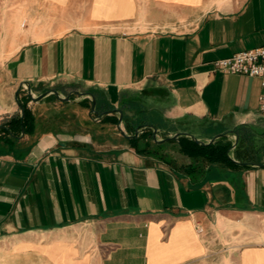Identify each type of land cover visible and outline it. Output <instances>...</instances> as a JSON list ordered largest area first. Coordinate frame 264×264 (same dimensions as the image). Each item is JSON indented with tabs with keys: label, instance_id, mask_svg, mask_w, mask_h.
Segmentation results:
<instances>
[{
	"label": "crops",
	"instance_id": "crops-1",
	"mask_svg": "<svg viewBox=\"0 0 264 264\" xmlns=\"http://www.w3.org/2000/svg\"><path fill=\"white\" fill-rule=\"evenodd\" d=\"M0 4L12 28L0 48V264H264V169L252 166L264 165L262 89L256 76L212 65L264 44V0ZM173 8L190 10L194 23L169 25ZM35 18L104 25L32 32L24 25ZM25 82L32 96L54 89L67 100L48 92L32 101ZM113 108L126 135L141 124L156 140L224 133L211 144L250 165L196 168L179 150L188 137L156 143L149 128L132 146L116 129L117 112L96 117Z\"/></svg>",
	"mask_w": 264,
	"mask_h": 264
},
{
	"label": "rangeland",
	"instance_id": "rangeland-1",
	"mask_svg": "<svg viewBox=\"0 0 264 264\" xmlns=\"http://www.w3.org/2000/svg\"><path fill=\"white\" fill-rule=\"evenodd\" d=\"M134 1H142V0H134ZM83 5L86 6V3H84ZM6 10V6L5 4H0V17L3 15L2 11ZM169 12V13H168ZM67 14V13H65ZM167 14L170 17L169 20V25H171L172 27L175 28H184V27H189L192 25V23H194L195 19L190 18V16H188L189 14H191V11L188 10L187 8H173V9H169L167 10ZM136 19H127V20H121L117 23H123V24H131V23H135ZM21 20H18L16 18V22H15V30H16V35L15 37L18 39L19 37H21V33L22 31H20L19 29H21L22 25H21ZM79 25L83 28H97L99 26L104 25L103 23L100 22H95L93 20H88V19H74V18H53V19H32L30 20V22H26L25 23V27H29L30 30H32V32H34V30H36L37 28L39 29L40 27L42 28H47L48 31H59L61 30L62 27L66 28L70 25ZM117 25V24H116ZM11 23L8 24L7 19L5 18H0V48L2 47L3 43L7 40L8 37L11 38V33L8 34L9 30L11 31ZM23 29V27H22ZM37 29V30H38ZM31 32V33H32ZM20 34V35H18ZM48 34H30L29 37L32 39H37L40 37H45ZM6 58V54L5 52L0 50V93L4 92V89L7 88V80H6V76H5V72H4V60ZM149 141V140H148ZM150 142V141H149ZM167 152V151H166ZM165 153V152H164ZM172 157H176V161H178L179 163L180 160H178V156L176 154H170ZM219 261H217L218 264Z\"/></svg>",
	"mask_w": 264,
	"mask_h": 264
},
{
	"label": "built area",
	"instance_id": "built-area-1",
	"mask_svg": "<svg viewBox=\"0 0 264 264\" xmlns=\"http://www.w3.org/2000/svg\"><path fill=\"white\" fill-rule=\"evenodd\" d=\"M212 65L221 72L258 77L262 89L257 97L258 108L264 111V44L217 58L212 61ZM196 230L201 231L198 228Z\"/></svg>",
	"mask_w": 264,
	"mask_h": 264
},
{
	"label": "water",
	"instance_id": "water-1",
	"mask_svg": "<svg viewBox=\"0 0 264 264\" xmlns=\"http://www.w3.org/2000/svg\"><path fill=\"white\" fill-rule=\"evenodd\" d=\"M25 89H26V93H27V96L29 97L30 100L32 101H36L38 99H40L41 97H43L44 95H46L48 92H51L54 94V96H56V98H58L59 100H67V97H64V98H61L56 90L54 89H47L35 96H32L31 94V91H30V87H29V84L25 82ZM21 85H19L16 90L14 91V101L18 107V110H19V116L18 118L21 120L23 118V115H24V111H23V106L22 104L19 102V100L17 99V92L19 90ZM87 95L90 97V101H91V106H90V112H94V97L93 95L90 93V92H87ZM117 112V123H116V129L119 133L120 136L124 137L125 139L127 140H132L134 138H136L140 132L143 130V129H146V128H149L150 129V132H151V139L152 141L156 142V143H164L168 140H176L178 137L180 136H186L188 137L193 143L197 144V145H201V146H204V145H209L211 144L214 140L220 138V137H223L225 136L224 133H219V134H216L214 135L213 137H211L210 139H208L206 142H202V141H199L197 140L195 137H193L192 135L190 134H187V133H173L172 135L168 136V137H165L163 139H160V140H156L155 139V136H156V130L151 126V125H145V124H141V125H137L132 133V135H126L120 128H119V122L121 121L122 119V112L120 109L118 108H113V109H110V110H106V111H103L101 113H99V115H96L97 118H99L100 116L104 115L105 112ZM0 128H3L2 126H0ZM21 130V129H20ZM231 147H233L231 145ZM228 160L232 163V164H235V165H238V166H247V165H250L248 163H240V162H237L229 157H227ZM252 166H255V167H258V168H262L264 169V165H259V164H252Z\"/></svg>",
	"mask_w": 264,
	"mask_h": 264
},
{
	"label": "trees",
	"instance_id": "trees-1",
	"mask_svg": "<svg viewBox=\"0 0 264 264\" xmlns=\"http://www.w3.org/2000/svg\"><path fill=\"white\" fill-rule=\"evenodd\" d=\"M23 106V104H22ZM24 111V106H23ZM26 121L25 112L23 115V118L20 120L16 118L14 122L18 124V126L24 125V122ZM112 123L116 122V119H111ZM146 136H149V133H147ZM137 141V139L129 140L130 145H134V143ZM179 143V150L181 153L185 154L188 157H191L195 162V167L199 168L201 165H212L215 163H224L227 165H232L227 159H226V152L229 148V145H223V146H216V143L201 146L193 143L187 138H181V140L178 141Z\"/></svg>",
	"mask_w": 264,
	"mask_h": 264
}]
</instances>
